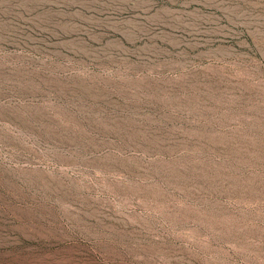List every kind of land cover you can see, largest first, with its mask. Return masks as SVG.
<instances>
[{
  "label": "rangeland",
  "instance_id": "1",
  "mask_svg": "<svg viewBox=\"0 0 264 264\" xmlns=\"http://www.w3.org/2000/svg\"><path fill=\"white\" fill-rule=\"evenodd\" d=\"M0 264H264V0H0Z\"/></svg>",
  "mask_w": 264,
  "mask_h": 264
}]
</instances>
